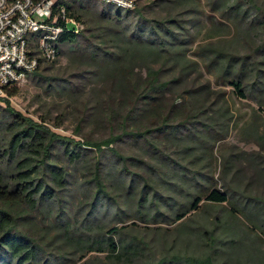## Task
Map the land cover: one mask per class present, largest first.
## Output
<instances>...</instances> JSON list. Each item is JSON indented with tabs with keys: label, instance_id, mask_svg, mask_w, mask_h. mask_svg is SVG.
<instances>
[{
	"label": "rangeland",
	"instance_id": "rangeland-1",
	"mask_svg": "<svg viewBox=\"0 0 264 264\" xmlns=\"http://www.w3.org/2000/svg\"><path fill=\"white\" fill-rule=\"evenodd\" d=\"M69 1L62 0V3ZM80 1L112 6L97 0ZM132 1L134 9L151 7L154 3L152 11L164 14L157 7L160 0ZM166 1L164 11L171 5ZM198 2L201 10L207 13V0ZM88 9L95 15L100 7L88 6ZM204 13L174 16L178 24L171 28L174 32L187 30L195 36L185 47L190 50L189 58L197 64L194 72L172 83V89L166 93L169 101L181 95L175 101L176 106L189 104L194 107L193 111H201L200 114L184 122L172 134L179 138L174 140L179 146L169 141L171 135L163 138V132L149 136L155 148L143 145L141 140L125 139L116 143L118 151L129 158L127 169L134 176L118 173L122 165L103 157L110 194L95 207L92 208V198L86 199L75 179L68 178L69 189L60 193L57 204H46L51 209L49 215L43 207L26 218L28 231L34 233L51 264H143L173 253L209 255L217 264H264V84H260L264 83V50L257 51L254 56L262 68L258 83L247 73L242 80L247 98H238L224 85L222 70L211 61L215 54L211 49L220 44H225L226 48L232 37L209 40L206 36L209 22L218 25L222 19L221 16H203ZM257 33L260 38L264 35L261 31ZM260 38H240L237 45L240 54L247 53ZM67 50L68 46H61L62 54L54 63L40 65V78L29 77L18 83L16 95L8 99V108L62 136L80 141L99 140L107 136V130L91 121L80 122L83 103L92 100L90 69L79 65ZM171 75L176 76L177 71L170 70L164 78ZM82 77L84 80L80 79ZM185 106L179 111L181 115L187 112ZM6 108L0 98V121L4 120ZM187 137L188 143L183 141ZM9 138L0 130L1 144L7 146ZM184 144L188 145L183 147ZM53 153L57 157L60 152ZM93 153L92 150L87 152L85 159ZM131 159L142 160L149 167ZM69 170L71 172L72 167ZM181 181L194 187H185ZM212 188L227 194L228 202H205L182 220L173 221L175 211L184 210L191 195H204ZM182 192L188 196L184 201ZM62 220L78 230L75 236L87 232L89 227L93 231L91 235L97 231L108 235L107 231L116 227L119 235L112 237L114 242L118 243L119 239L137 245L141 255L130 263L116 262L107 252H86L69 246L62 235Z\"/></svg>",
	"mask_w": 264,
	"mask_h": 264
},
{
	"label": "trees",
	"instance_id": "trees-1",
	"mask_svg": "<svg viewBox=\"0 0 264 264\" xmlns=\"http://www.w3.org/2000/svg\"><path fill=\"white\" fill-rule=\"evenodd\" d=\"M160 1L157 7L164 12L163 15L152 11L154 3L151 7L139 6L132 11H122L91 1L71 0L66 4L57 1L56 4L65 6L70 17L85 25V29L77 34L65 30L58 44V57L62 54L61 46H68L67 51L75 56L78 64L90 69L92 100L83 103L80 122H94L108 134L99 140L80 141L50 131L42 123L8 108V99L16 95L17 88L15 85L6 90V97L1 98L7 108L4 120L0 121V130L10 138L7 146L0 143V264H51L34 233L28 231L26 218L43 207L49 215L51 209L46 204H57L60 193L69 189L68 178L75 179L86 199L92 198V208L95 207L110 194L105 182L103 157L122 165L118 173L134 176L127 169L129 158L118 151L116 143L125 139L141 140L143 145L155 148L149 136L163 132V138L171 135L168 139L174 144L175 138H179L172 134L184 122L200 114L201 111H193L194 107L189 104L176 106L175 101L181 95H175L176 98L169 101L166 93L172 89V83L194 72L197 64L189 58L190 50L185 47V43H192L195 36L187 30L174 32L171 28L178 25L174 16H196L204 12L199 7V0ZM165 1L171 4L166 11L163 8ZM97 5L99 12L93 15L88 6ZM206 7L208 12L203 16H221L222 19L218 25L209 22L207 38L232 37L226 48L225 44H220L211 49L215 53L211 61L222 70L224 85L230 87L238 98L246 99L242 80L250 73L258 83L262 72L261 62H257L254 56L257 51L264 50V35L260 38L257 33L264 34V0H207ZM251 36L260 38L259 43H252L254 46L247 53L240 54L239 39ZM170 70H176L177 75L164 78ZM29 77L40 78V67L28 74ZM183 106L187 112L181 115L179 111ZM183 141L188 143L189 137ZM91 150L94 151L92 157L85 159ZM55 151L60 152L56 154L59 160L54 156ZM133 161L149 167L142 160ZM75 174L83 178L75 177ZM181 184L194 187L185 181ZM180 194L183 201L188 197L184 192ZM190 197L184 210L175 211L174 222L197 211L205 202H228L227 194L214 188L204 195ZM60 223L64 224L62 235L69 246L74 245L86 252H107V256L116 262L130 263L141 255L137 252V245L119 239L118 243L114 242L112 237L119 235L116 227L109 229L108 235L98 231L91 235L93 231L87 226V232L75 236L78 230L68 221ZM143 264L217 263L209 255L173 253Z\"/></svg>",
	"mask_w": 264,
	"mask_h": 264
},
{
	"label": "built area",
	"instance_id": "built-area-1",
	"mask_svg": "<svg viewBox=\"0 0 264 264\" xmlns=\"http://www.w3.org/2000/svg\"><path fill=\"white\" fill-rule=\"evenodd\" d=\"M58 0H0V98L41 64L59 54L65 30L77 34L83 24L70 17ZM132 11V0H97Z\"/></svg>",
	"mask_w": 264,
	"mask_h": 264
}]
</instances>
